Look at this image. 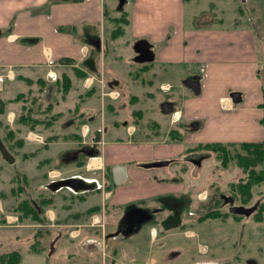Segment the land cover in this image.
<instances>
[{
    "label": "crops",
    "instance_id": "0c3cea01",
    "mask_svg": "<svg viewBox=\"0 0 264 264\" xmlns=\"http://www.w3.org/2000/svg\"><path fill=\"white\" fill-rule=\"evenodd\" d=\"M197 1L130 0L125 33H117L115 28L107 40L103 38L108 28L104 21L116 22L118 15L107 16L105 0H0V97L10 101L5 108L8 122L7 115H15V104L24 108L28 96L32 104L34 90H43V94L56 91L64 75L71 82L69 94L92 92L99 86L100 93L105 91L104 96L109 92L116 94L115 98L107 97L111 100H117L119 86L126 79L133 87L140 84L142 97L149 99L154 98L153 87L158 77L164 78L159 79L158 88L168 85L171 90L175 85L180 89L178 103L174 99L162 106V112L169 118L168 121L161 119L165 129L162 130L160 121L152 118L155 132L149 134L147 140H141L133 124L132 131L126 128L127 138H122V123L127 120L120 119L119 114L113 115L115 131L101 134L96 157L99 161L93 160L96 165L90 167L108 179L105 186L92 191L98 192L100 201L82 207V203H86L83 195L80 201L65 205L60 215L48 207L45 211L43 226L52 227L50 223L53 225L56 219L58 222L66 220L61 223L68 226L77 221V215L96 207L91 219L103 222V229H97L98 225L94 229L101 235V264L109 257L111 264H168L172 261L161 245L170 235L166 224L174 222L175 227L170 229L182 233L176 227L185 219L183 208L187 207L189 217L194 206L190 197L187 204L182 196L187 180L172 176L177 170L187 172L180 162L188 145L257 142L264 138V0H260L261 18L255 26H226L227 19L215 16V11H197L194 7ZM187 11L191 14L189 22ZM135 41L147 43L153 53L151 61H133ZM121 46L127 49L124 58L121 52L120 57H113ZM106 55H109L107 59ZM92 58L99 65L95 73L86 65ZM120 62L127 67L125 74L118 73ZM113 74L119 80L118 90L107 91L98 85L101 79L113 78ZM189 80L198 84L197 93L187 85ZM234 93H238L240 100L232 101ZM127 94L132 95L135 103L139 101V96ZM18 96L22 97L18 100ZM145 110L153 109L146 107ZM136 111L143 117L142 109ZM24 133L15 136V140L23 143L17 150L33 159L39 147L35 135H42L39 142L44 143V133L36 127L33 130L28 127ZM58 139L47 137L44 144L49 145V150L50 145L69 142ZM50 152L47 156H54ZM32 173L37 175V171ZM134 207L154 215L147 216L146 220L128 221L134 227L135 242L124 244L128 239L120 234L124 230L120 220L124 211L129 212ZM107 211L111 215L107 216ZM104 214L110 220L109 226L104 222ZM144 223L147 226L152 223L148 231H140ZM25 225L42 226L39 222L24 224L27 228ZM81 228L76 236L63 228L46 231L45 234L53 235L50 247L53 246L54 251L48 255L60 251L66 263L86 264L78 262L77 257H93L100 241L97 234L82 233ZM33 236L37 244L43 237L41 233ZM42 249L38 248L36 253H42ZM176 255L181 252L170 257ZM179 259L180 264L194 261H187L185 256Z\"/></svg>",
    "mask_w": 264,
    "mask_h": 264
},
{
    "label": "rangeland",
    "instance_id": "374dc122",
    "mask_svg": "<svg viewBox=\"0 0 264 264\" xmlns=\"http://www.w3.org/2000/svg\"><path fill=\"white\" fill-rule=\"evenodd\" d=\"M105 3L107 16L118 15L116 16L118 19V17L124 15L127 19L130 0L125 1L121 10L118 8L119 0H105ZM194 5L197 11H215V16L222 19L226 18L227 21L224 24L226 26H255L260 23V0H198ZM208 17H210V20H213L212 15ZM190 18L191 14L187 11L186 19L188 22ZM117 19L116 22L104 21L105 26H108L106 28L108 31L105 30L104 32L106 36L103 35L104 39L108 40L115 28L117 29V33H125L124 29L127 21L120 22ZM110 29L112 30L110 31ZM125 37L127 36L123 38L126 39ZM135 45H139V42L135 41L132 45L134 52L133 61L139 56ZM116 50L118 53L113 54V57H120L119 52H121V58H124V53H126L127 49L121 46ZM108 57L109 55H106V59ZM93 60L92 58L91 62L86 65L95 73L99 69V65ZM133 61L131 64L135 65ZM135 62L138 63L140 61L135 60ZM126 69L127 67L121 63L118 73L125 74ZM157 79L159 81V79L163 80L164 78L158 77ZM113 80L119 82L118 78L113 74V78H107L104 81L101 79L98 85L101 84L103 88H107V91L118 90V85L113 88L108 87V83ZM165 80H168V76H166ZM124 81L119 86L121 90L119 91L117 100L109 99L116 97V94H113L114 92L107 93L109 98L103 95L105 91L100 93L99 86L95 87L92 92H88L87 90L85 92L80 91L81 94L78 95L76 92L69 94V91L63 93L61 85L57 84L54 87L58 89L56 91H49L48 94H43V90L32 91L33 96L31 98L33 97L34 101L30 104V97L28 96L24 108H20L19 103L15 104V115L13 116L10 113L7 115L10 122L6 120V113L0 114V139L16 160L14 164H8L0 155V200L3 201L0 204V229L2 230H0V254L14 250L18 251L20 254L19 264H68V262L66 263L63 260L60 251L55 252L52 256L48 255L53 235H51L52 233L45 234V232H53L61 228L72 232L73 228L80 229L82 227V233L97 234V238H99L101 244L99 243V247L95 249L93 257L79 256L77 257L78 262L101 264L103 255L101 248L102 240L100 239V232L95 231V228L98 225L99 228L97 229H103V222L97 223L94 219H91L92 213L95 211L88 212L87 210L80 213L77 215V221L69 223L70 225L68 226L62 225V221L66 222V220L62 219L59 220L60 222L56 219L53 225L50 223L52 227L43 226V223L46 221L44 214L47 211V207L56 210L57 214L60 215L65 210V205L74 201H80L83 195L86 196V203L83 202L82 207L100 201L97 195L98 192H92L93 189L88 187L86 189H79L78 191H74L68 187L51 191L46 188V184L51 179L49 178L50 172L57 173L55 180L72 176L82 178L87 182H97L100 185L103 181H105V184L108 183V179H103L101 172L88 167L90 158L86 156L80 157V163H61L60 156L66 151H71L78 144L99 148L100 143H97V141L101 138V134L115 131V127H113L115 124L113 115L115 114H119L120 119L127 120L129 131H132L131 129L134 125L141 140H147L149 138L148 135L155 132V126L152 125L154 123L151 122L152 118L160 121L162 130L165 129L166 125L161 122V119L168 121L169 118L167 114L162 112V106L164 102L173 101L174 99H176L174 102L178 103L179 99H181L180 89L174 85L171 90L163 92L161 91V87H159V90L157 81V85L153 87L154 98L149 99L142 97L143 90L140 84L133 87L131 82H127V79ZM22 88L19 87V89ZM125 90L130 94L139 96V101L135 103L132 95L127 94ZM146 107H152L153 110L146 111ZM5 108H8L7 104ZM136 109L144 111L143 117L141 116V112H137ZM27 111H32V116L42 121L35 125V127L44 133V143L45 141L47 142L46 139L50 136H56L60 141H69L64 144L50 145V153L54 154V156L48 157L49 145H46V148L45 144L38 140L39 147L36 149L38 153L33 159L25 157V155L17 150L19 146H17L15 136L25 134L24 132L28 130V126L17 123L16 118L21 113H26ZM57 112L61 113L60 116L54 120L50 127H45L44 122L50 120L51 116ZM18 126H22V129L18 128ZM122 131V138L126 139V128ZM9 132H11V137L8 135ZM36 136L40 138L42 135L36 134L35 138ZM262 141H264V138H262ZM191 146L195 145H188V147ZM193 159H198V164L194 163ZM96 162L94 161L93 163L95 164ZM180 165L181 168L186 167L187 172H183L182 169L181 171L177 170L172 176L177 179L181 177L183 181L187 180L184 189L186 194L183 193L182 196L187 204L190 201V197L192 205L195 207L192 206V213H190L189 217L186 215L187 207L183 208L185 219L182 225L177 226L176 229L182 231L184 235L176 232L173 228L170 229L173 226L175 227L174 222L166 224L170 230L166 232H169L170 235L165 240H162L161 245L163 244L162 249L168 253L169 260H172L168 261V264H180L181 260L179 256H183V259L185 256L189 262L194 260L192 264H251L250 261H254L255 264H264V208H262L264 207V179L261 183L251 188L250 200L247 203H242L239 200V194L231 187V184H235L241 180L246 181L248 171L238 167L235 160L223 166L221 159L217 157L216 153L203 150L190 155L187 154L180 162ZM255 170H262L264 173V162L262 165L256 166ZM32 171H37V175H34ZM32 175L34 176L32 177ZM220 195L231 197L233 200L230 203L224 202ZM32 199L41 210L40 213L37 212L39 220L34 219L37 214L30 211V208L29 210L27 208L23 209L25 203L34 207L30 201ZM231 205L254 207V212L249 216L234 215L228 211ZM26 210L28 211L26 212ZM210 210H218L224 216L198 220L201 215ZM108 213L107 211V216ZM123 213L120 227L122 228L123 226L122 229L124 230L120 234L128 239L124 241V244H131L135 242V231H132L134 228L131 225L132 222L128 223V221L142 220L147 218V216L152 217L154 214L142 212L135 207L129 212L124 211ZM109 215L111 214L109 213ZM100 216L102 217V215ZM107 216L104 214L103 218H105L104 222L106 226H109L110 220ZM173 220V218H170V221ZM37 222L41 223L42 226L32 228L25 225L27 228L23 227L24 224L35 225ZM150 224L152 223H148V226ZM148 226L144 223L140 231L144 229L148 231ZM37 233L43 235L39 244H35L36 248H43L42 253H36L37 251L31 249L32 244L37 242L33 236L34 234L37 235ZM156 248L157 246H154L155 250H157ZM145 250L147 249L145 248ZM178 252H181V255L170 257V255ZM111 263L109 257L105 264Z\"/></svg>",
    "mask_w": 264,
    "mask_h": 264
},
{
    "label": "trees",
    "instance_id": "16d2710c",
    "mask_svg": "<svg viewBox=\"0 0 264 264\" xmlns=\"http://www.w3.org/2000/svg\"><path fill=\"white\" fill-rule=\"evenodd\" d=\"M188 1V0H185ZM120 22H126L127 19L122 15L118 18ZM78 72V71H77ZM81 76H84L81 73ZM59 85H61V91L63 93H67L71 87L70 79L64 75L61 80L58 81ZM22 96H18L17 99ZM10 102L7 100H3L0 97V114L5 113V106ZM32 111H27L26 113H21L17 118L16 122L28 126L31 130L35 128V125L41 123L38 119H35L32 116ZM60 116V113L53 114L50 120H47L45 123V127H50L54 120H56ZM172 133V131H171ZM11 137V132L8 134ZM180 139V138H179ZM22 142L17 140V146L21 147ZM211 151L217 154V157L221 159L222 165L226 166L230 161L235 160L238 167L242 168L245 171H248L246 181H239L235 184H231V187L236 190L239 194V200L242 203H247L251 198V188L259 184L264 179V173L262 170H255L256 166L262 165L264 162V141L257 142H239V143H205V144H197L193 147H188L185 151L183 159L187 156V154H193L195 152L201 151ZM233 151V152H232ZM262 207V206H261ZM27 208L33 213L37 214L34 219H40L39 214L37 213V209L31 207L30 204H24L23 209ZM264 208V207H262ZM261 208V209H262ZM26 210V212L28 211ZM96 210V207H92L88 209V212H93ZM262 211V210H261ZM222 215L218 210H210L206 211L201 217H199V221L208 219V218H218ZM36 242L32 244L31 249L34 251H38L36 248ZM20 263V254L18 251H11L8 253H4L0 255V264H19Z\"/></svg>",
    "mask_w": 264,
    "mask_h": 264
},
{
    "label": "water",
    "instance_id": "95a60500",
    "mask_svg": "<svg viewBox=\"0 0 264 264\" xmlns=\"http://www.w3.org/2000/svg\"><path fill=\"white\" fill-rule=\"evenodd\" d=\"M126 0H119V5L118 8L121 9L123 4L125 3ZM144 41H139V45H135L136 50L139 53V56L135 59L140 62H146V61H151L153 59V53L149 50V46L145 45ZM119 82L117 80H113L112 82L108 83V87L113 88L117 86ZM187 85L189 88L194 92L197 93L199 91L198 84L193 81L189 80L187 82ZM232 101H238L240 100V97L238 93H234L231 95ZM92 151L87 153V156L89 158H93L96 156L98 151L96 149H91ZM0 155L4 161H6L8 164H14L15 163V158L9 153L5 145L0 139ZM68 154L66 153L65 156ZM74 158L70 159L73 160ZM194 163L198 164V159H193L192 160ZM153 165H158V164H153ZM94 182H87L82 178H77V177H68V178H63V179H58L51 181L48 185L47 188L51 191H57L63 187H68L74 191H78L79 189H86L87 187L90 189H96L97 187L93 185ZM31 204L37 209L38 212H40V208L37 205V203L32 199L30 200ZM229 212L236 214V215H244V216H249L254 212V207H244L242 205L240 206H231L229 208ZM54 251L53 246L50 247L49 254H52ZM251 264H255L254 261H250Z\"/></svg>",
    "mask_w": 264,
    "mask_h": 264
},
{
    "label": "flooded vegetation",
    "instance_id": "af4514ba",
    "mask_svg": "<svg viewBox=\"0 0 264 264\" xmlns=\"http://www.w3.org/2000/svg\"><path fill=\"white\" fill-rule=\"evenodd\" d=\"M122 127L123 128H128V126H127V123L125 122V123H122ZM115 129V128H114ZM129 130V129H128ZM100 143V139H99V141H97V143ZM91 149H96L97 151H98V153H99V148H97L96 146H87V145H77L74 149H72L71 151H66V152H64V153H62V155L60 156V162L62 163H67V162H76V163H80L81 162V158L80 157H84V156H86L87 158H89L88 156H87V153H89V152H91L92 150ZM68 154L67 156H65V154ZM97 153V154H98ZM97 154H96V156H97ZM96 156H94L93 158H96ZM72 158H74L73 160H70V159H72ZM103 177V179H105L106 177H105V175L104 176H102ZM51 181H54V180H50L49 181V183L51 182ZM48 183V184H49ZM48 184H46V188H47V185ZM94 186H96L97 188H99L100 187V184L99 183H97V182H94V184H93ZM101 185H103V186H105L106 184H105V181H103V183L101 184ZM96 188V189H97ZM221 197H222V199H223V201L224 202H227V203H230V202H232V198L231 197H225V196H223V195H220ZM231 206H233V205H231ZM231 206H229V208L231 207ZM235 206V205H234ZM229 208H228V211H229ZM41 212V211H40ZM40 212H38V213H40ZM231 213V212H230ZM233 214V213H232ZM234 215H236V214H234ZM244 216V215H243Z\"/></svg>",
    "mask_w": 264,
    "mask_h": 264
},
{
    "label": "built area",
    "instance_id": "2783aa9c",
    "mask_svg": "<svg viewBox=\"0 0 264 264\" xmlns=\"http://www.w3.org/2000/svg\"><path fill=\"white\" fill-rule=\"evenodd\" d=\"M169 88H170V87H169L168 85H162V86H161V90H163V91L169 90ZM174 115H175V114H174ZM83 133H84V131H83ZM36 140L40 141V140H42V139H41V137L39 138V136H36ZM56 176H57V175H56ZM56 176L51 175V172L49 173V178H51L50 180H55ZM71 233L73 234V236H76V235L79 234V229H78V228H77V229L75 228V229L72 230Z\"/></svg>",
    "mask_w": 264,
    "mask_h": 264
},
{
    "label": "bare ground",
    "instance_id": "6f19581e",
    "mask_svg": "<svg viewBox=\"0 0 264 264\" xmlns=\"http://www.w3.org/2000/svg\"><path fill=\"white\" fill-rule=\"evenodd\" d=\"M93 160H97V159H91L90 161H89V164H88V167L90 168V167H92L93 165L95 166L96 164H94L93 162ZM99 161V160H98ZM52 175H57V173L55 172V173H51Z\"/></svg>",
    "mask_w": 264,
    "mask_h": 264
}]
</instances>
